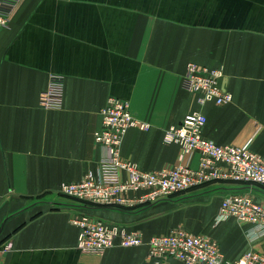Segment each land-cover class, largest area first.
<instances>
[{"label":"crops","instance_id":"0c3cea01","mask_svg":"<svg viewBox=\"0 0 264 264\" xmlns=\"http://www.w3.org/2000/svg\"><path fill=\"white\" fill-rule=\"evenodd\" d=\"M191 62L222 67L233 101L200 106L183 84ZM52 75L64 79L63 106L45 109L39 97ZM111 97L129 101L133 116L151 125L130 129L121 148L143 170L178 164L181 148L164 133L195 111L207 117L208 140L242 146L253 138L251 149L264 154V0H24L0 31V264H148L147 244L83 253L74 212L126 225L145 242L183 227L215 239L232 260L264 253L256 227L215 222L231 192L264 204L262 186L219 187L183 204L187 192L131 209L60 194L66 183L99 175L107 150L94 135Z\"/></svg>","mask_w":264,"mask_h":264},{"label":"built area","instance_id":"2783aa9c","mask_svg":"<svg viewBox=\"0 0 264 264\" xmlns=\"http://www.w3.org/2000/svg\"><path fill=\"white\" fill-rule=\"evenodd\" d=\"M23 1L0 0V31L10 26ZM223 76L222 67H204L191 62L183 84L197 96L200 106L206 103L227 105L233 101V94L221 86ZM64 87L63 77L52 75L47 89L40 94V106L61 108ZM102 118V127L94 135L96 143L107 150L99 175L88 173L80 181L66 183L60 194L83 203L134 207L155 203L212 181L264 186V154L251 149L253 138L242 146L220 145L208 140L203 135L207 117L202 111L187 114L180 124L165 131L164 142L179 145L181 153L177 165L157 171L143 170L122 158L121 148L128 131L132 128L147 131L151 126L133 116L129 101L111 97L102 110ZM195 154H199L197 168L191 166ZM230 218L264 233V204L251 192L234 191L223 199L215 222L219 224ZM71 222L80 230L78 248L87 254H102L116 246L133 248L147 244L148 264H170L172 260L183 264H264L262 252L250 251L232 260L222 252L215 239L192 234L183 227L145 242L141 232L85 212H74ZM11 248L12 243L5 246V250Z\"/></svg>","mask_w":264,"mask_h":264},{"label":"rangeland","instance_id":"374dc122","mask_svg":"<svg viewBox=\"0 0 264 264\" xmlns=\"http://www.w3.org/2000/svg\"><path fill=\"white\" fill-rule=\"evenodd\" d=\"M204 67H207V66H204ZM184 79V78H183ZM205 185V186H204ZM242 185H245L244 183L242 182H235V181H232L231 183L230 182H220V181H212V182H209V183H205L203 185H200V186H197V187H194V188H191L187 191H183L181 193H179L178 195H181V194H185L187 192H190V193H193L191 195H189L188 198L186 199H183L182 200V203L183 204H187L188 202H191V201H197L201 196H203L204 194H207L209 196H211L213 194V192H204L203 194H200L202 193L204 190H210V189H213L214 187L215 188H218V187H222V186H225V187H233V186H242ZM253 187H258L260 188L261 186L257 185V184H249ZM204 186V187H202ZM203 188V189H201ZM63 195V194H62ZM177 196V195H176ZM205 196V195H204ZM97 205V204H96ZM94 216V215H92ZM94 217H97V216H94ZM100 218V217H98ZM102 219V218H100ZM107 221V220H106ZM111 222V221H109ZM114 223V222H112ZM118 224V223H117ZM128 227V226H127Z\"/></svg>","mask_w":264,"mask_h":264},{"label":"trees","instance_id":"16d2710c","mask_svg":"<svg viewBox=\"0 0 264 264\" xmlns=\"http://www.w3.org/2000/svg\"><path fill=\"white\" fill-rule=\"evenodd\" d=\"M220 182H232V181H220ZM242 183H244V182H242ZM245 184H248V183H245ZM257 185H259V184H257ZM205 186V185H204ZM204 186H202V187H204ZM259 186H262V185H259ZM262 187H264V186H262ZM221 188H225V186H222ZM219 189V187L218 188H213V189H210V190H204L203 192H207V191H209V192H215V191H217ZM179 193H181V192H179ZM179 193H176V194H174V195H172L171 197H173V196H176V195H178ZM85 204H87V206L88 205H90V206H93V207H99V208H101V207H114V206H101V205H96V204H92V203H85ZM121 208H124V209H131V208H134V207H121Z\"/></svg>","mask_w":264,"mask_h":264}]
</instances>
